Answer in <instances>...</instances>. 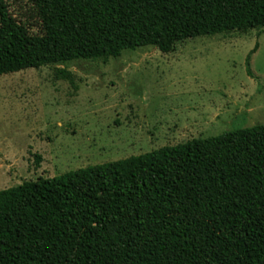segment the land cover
<instances>
[{
  "label": "trees",
  "instance_id": "16d2710c",
  "mask_svg": "<svg viewBox=\"0 0 264 264\" xmlns=\"http://www.w3.org/2000/svg\"><path fill=\"white\" fill-rule=\"evenodd\" d=\"M252 30L264 0H0V76ZM0 264H264V124L1 190Z\"/></svg>",
  "mask_w": 264,
  "mask_h": 264
},
{
  "label": "rangeland",
  "instance_id": "374dc122",
  "mask_svg": "<svg viewBox=\"0 0 264 264\" xmlns=\"http://www.w3.org/2000/svg\"><path fill=\"white\" fill-rule=\"evenodd\" d=\"M261 124L263 30L3 75L0 191Z\"/></svg>",
  "mask_w": 264,
  "mask_h": 264
},
{
  "label": "crops",
  "instance_id": "0c3cea01",
  "mask_svg": "<svg viewBox=\"0 0 264 264\" xmlns=\"http://www.w3.org/2000/svg\"><path fill=\"white\" fill-rule=\"evenodd\" d=\"M192 140V139H191Z\"/></svg>",
  "mask_w": 264,
  "mask_h": 264
}]
</instances>
